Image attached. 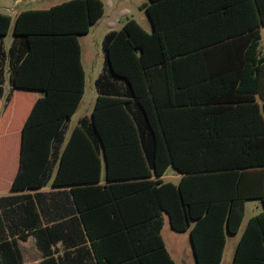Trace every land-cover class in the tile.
<instances>
[{"label":"trees","instance_id":"obj_1","mask_svg":"<svg viewBox=\"0 0 264 264\" xmlns=\"http://www.w3.org/2000/svg\"><path fill=\"white\" fill-rule=\"evenodd\" d=\"M141 9L152 31L130 19L105 37L92 116L60 154L63 122L86 88L79 37L105 5L69 0L15 18L0 12V38L12 26L15 37L10 84L42 94L23 135L27 175L15 188L41 189L56 168L51 186L71 188L72 221L98 264H175L161 234L165 215L174 231L189 232L197 264H221L245 202L260 200L263 212L248 221L232 264H264V176H246L264 168V0H149ZM3 61L0 44V85ZM169 168L178 185L163 181ZM25 207L21 239L34 236L40 264H61L53 245L62 232L41 226L32 197ZM19 263L17 247L0 242V264Z\"/></svg>","mask_w":264,"mask_h":264},{"label":"crops","instance_id":"obj_2","mask_svg":"<svg viewBox=\"0 0 264 264\" xmlns=\"http://www.w3.org/2000/svg\"><path fill=\"white\" fill-rule=\"evenodd\" d=\"M13 13L16 17V15L19 14L20 12L13 11ZM124 15L126 16L125 13ZM150 27L152 31L151 22H150ZM263 31H262V43L260 48L262 56H264ZM111 32H116V31H110L108 34H110ZM108 34H106L105 37ZM9 37H10V33L5 37L0 38V44L2 46V55H4V61L1 63V70L3 74H2V82L0 85V242L7 241L11 243L13 246L17 247V250L20 255L19 264H25L26 261L30 262V264H40L43 261L42 252L39 250L34 236L30 235L26 240L21 239V234H23L24 232L25 234L27 233V231H24L25 230L24 221H26V219L28 218V216L26 215L25 206L29 198L32 197V200L35 202L37 212L41 219V226L43 228H56L62 232L60 236L61 237L60 240L53 245V249L56 250L57 252L55 254V258H60L61 264H98V261L92 251L91 245L88 242L87 238L85 237L86 238V242H85L82 236V232L80 231V229H78V225L72 221L74 217L78 216V212L71 198V193H70L71 188L70 187L55 188L51 186V182L56 173V168L53 170L50 183L41 189L19 190L18 188H15V182L17 180L23 179L24 174L25 176L27 175V171H25L27 165L26 162H24V155H23L24 149H27V143L24 142L23 135L24 132L27 130V122L31 115L33 107L37 102V100H39L42 97V94L38 93L37 96H34L33 93L15 91L14 86L10 84V65L8 59V52L14 43L15 37L12 34L10 38V42L8 43L7 39ZM102 48H103V44H102ZM81 61H82V47H81ZM223 65H227V63L226 62L217 63V66L219 67H222ZM104 66L105 63L103 65L102 73L104 71ZM101 74L98 76V78L101 76ZM96 81H95V86H96ZM9 96L11 97V101L9 104H7V98ZM97 97H98V93H97ZM257 99L259 102H261V100L264 99V75L262 79L261 95L258 96ZM74 115L63 122L66 128L64 130L63 142H61L57 146L58 154L62 152L72 133L71 131H69V124L72 121ZM53 148H54V144L52 143V150ZM105 165H106L105 160L103 159L101 182H100L101 185L107 184ZM167 172L162 177L163 181ZM174 173L175 176L181 178V176L177 174L175 171ZM253 174H257L259 177L264 176V168L250 170L246 173V176L248 177L249 175H253ZM152 179H156V177H153ZM262 194L264 196V186H263ZM249 203H255V205H257L256 209L257 212H259L257 215L263 212V206L260 200H251L245 202L244 218L241 229L237 235L234 236H230L228 234L226 235L225 251L227 248L228 239L229 238L236 239L238 235L241 233V231L242 230L244 231L248 221L252 217L257 216V215H252L251 217H246V211ZM185 233L189 234V232H185ZM240 237L241 235L235 240L234 254L236 251L237 244L240 240ZM189 241L191 244L190 235H189ZM164 244L167 252L172 258L165 242ZM190 247H191L190 249L192 255L194 257L193 259L196 264L192 245ZM172 260L174 261L173 258Z\"/></svg>","mask_w":264,"mask_h":264},{"label":"rangeland","instance_id":"obj_3","mask_svg":"<svg viewBox=\"0 0 264 264\" xmlns=\"http://www.w3.org/2000/svg\"><path fill=\"white\" fill-rule=\"evenodd\" d=\"M69 0H0V12L15 17L13 11H27L36 9H49L52 6L61 4ZM105 5V13L98 23L93 26L88 35L79 38L82 47V64L86 73V88L84 97L80 103L79 109L69 124V131H73L79 125L83 118H91L96 99L97 91L95 81L102 73L104 65L103 40L110 31H118L123 24L131 18L136 19L139 24L147 31H151L150 21L142 5L149 3V0H101ZM126 14V16L124 15ZM13 34L11 27L10 37ZM263 48H264V31H263ZM173 169H169L164 182L178 185L180 178L174 175ZM255 203H249L246 211V217L257 215ZM165 224L162 230V238L176 262V264H195L191 252V244L188 233H177L174 231L164 216ZM246 223V222H245ZM243 231V230H242ZM241 231V233H242ZM239 234L238 237L242 234ZM237 237V238H238ZM236 238V239H237ZM236 239L229 238L227 248L224 254L222 264H231L234 257V243ZM25 264H30L27 262Z\"/></svg>","mask_w":264,"mask_h":264},{"label":"water","instance_id":"obj_4","mask_svg":"<svg viewBox=\"0 0 264 264\" xmlns=\"http://www.w3.org/2000/svg\"><path fill=\"white\" fill-rule=\"evenodd\" d=\"M191 245H192V248H193V243H192V241H191ZM193 252H194V248H193ZM194 256H195V253H194ZM195 260H196V257H195ZM196 264H197V262H196Z\"/></svg>","mask_w":264,"mask_h":264}]
</instances>
